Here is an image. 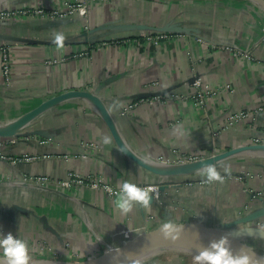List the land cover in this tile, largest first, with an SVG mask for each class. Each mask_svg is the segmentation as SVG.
<instances>
[{
    "label": "crops",
    "instance_id": "0c3cea01",
    "mask_svg": "<svg viewBox=\"0 0 264 264\" xmlns=\"http://www.w3.org/2000/svg\"><path fill=\"white\" fill-rule=\"evenodd\" d=\"M67 3L80 6L76 14L0 22V47L9 59L8 83L0 72V125L59 94L89 92L102 101L126 147L156 172L122 154L87 100L61 102L30 122L25 138H0V233L26 240L32 258L85 261L168 219L222 228L264 210V199L251 197L264 193V154L223 161L231 167L222 184L161 169L183 165L176 154L208 158L253 140L264 143V7L252 0H11L5 7L47 12ZM55 32L66 36L62 48L52 42ZM155 33L172 37L157 45L143 37ZM194 79L215 91L201 105L190 99ZM155 94V101H139ZM238 112L247 117L227 126ZM23 156L31 160L8 161ZM69 174L114 188L128 180L159 196L124 215L114 205L117 195L30 182ZM255 223L264 230V216ZM242 243L264 252V238L246 236ZM172 256L141 264H188Z\"/></svg>",
    "mask_w": 264,
    "mask_h": 264
},
{
    "label": "clouds",
    "instance_id": "9594fccd",
    "mask_svg": "<svg viewBox=\"0 0 264 264\" xmlns=\"http://www.w3.org/2000/svg\"><path fill=\"white\" fill-rule=\"evenodd\" d=\"M66 36L63 32L53 33V43L58 48L64 46ZM114 107L120 106V102H114ZM105 144L111 143L110 137H104ZM121 152L127 151L125 148ZM218 166L229 172L231 165L223 162L217 164H203L198 169V174L205 178V182L212 184L214 182L224 183L225 177L218 170ZM119 190L116 193L117 199L114 201L115 207L121 214L127 215L137 206L150 207L151 201L159 196L158 190L151 187H140L128 180L120 181ZM249 235H253L252 229H246ZM159 235L164 241L175 243L183 238L186 231L185 226L177 224L171 219L166 220L160 225ZM259 232V230H258ZM264 235V232H259ZM197 243L194 245L195 254L193 255V264H264V257L257 256L250 248L241 245L238 249H233L232 238L230 234L225 233L218 239L211 240L207 245L200 241L199 232H195ZM0 264H32L28 242L17 238L11 232L6 235L0 233ZM112 264H135V254L124 253L122 250L114 252L112 255Z\"/></svg>",
    "mask_w": 264,
    "mask_h": 264
},
{
    "label": "water",
    "instance_id": "95a60500",
    "mask_svg": "<svg viewBox=\"0 0 264 264\" xmlns=\"http://www.w3.org/2000/svg\"><path fill=\"white\" fill-rule=\"evenodd\" d=\"M166 1H179V0H166ZM252 1L257 2L262 7H264L263 0H252ZM72 99L87 100L95 108V110L98 112V114L102 118L103 122L107 126L118 149L120 150L121 148H125L127 150V151L122 152V154H124L126 157H128L133 162H135L141 168L147 171H150V172H156V169L153 166H151L145 160H142L141 158H139L137 155L132 153L126 147V145L123 143L122 139L120 138L119 134L117 133L113 118L106 110L102 101L99 100L94 94L85 92V91L71 90V91L59 94L50 99H47L46 101H44L43 103L39 104L37 107L32 109L29 113H27L23 117H20L19 119L21 120L20 125L16 130H14L13 132H9V133L0 131V138H13V137L14 138H19V137L25 138L26 135L28 134H25L21 131H23V129L30 122H32L33 119L38 118L39 116L43 115L48 109L54 107L55 105L61 102L67 101V100H72ZM243 152H253V153L264 154V145H247V146L231 149L226 152L216 154L214 156L208 157L206 159H203L201 161H198L192 164H183V165L175 166V167L170 166L171 168H169V170L167 171L183 173V174L198 173V169H200L203 164H217V162L226 161L230 159L231 157H234ZM221 174L224 177L227 175L223 172H221ZM169 183H173V182H169ZM15 208H18V207H14L13 210H15ZM263 216H264V210H260V211L257 210L251 214L242 216L241 218H239L238 220H235L234 222L225 224L222 228L209 227V226L203 225L198 222H186V223H179V224H182L185 226L186 231L183 236H194L195 237V232L198 231L200 235L199 242H202L205 245H207L211 240L218 239L221 235L228 233L230 234L232 238V245H233V249L235 250V249H238L241 245H244L242 243V238L246 236H256V237L264 238V235L259 234V232H264V230L251 225L252 221L258 220L259 218ZM158 229L159 228L151 230L150 232L144 233L136 237L134 240L128 242L122 247L114 248V249H110L106 251L111 254V258L107 264H112V255L114 252H118L122 250L124 253H133L135 254V261H136L137 259L141 258L143 255L147 254L148 252L152 250H156L158 247L164 245L168 241H164L160 237ZM246 229H252L254 234L249 235ZM246 247L250 248L255 253L254 248L249 247V246H246ZM106 252H104L103 254H105ZM103 254L94 258V260L100 259L103 256ZM259 257H262V256H259ZM62 262L63 261H60V263ZM53 263H58V262H53ZM69 263H74V262H69Z\"/></svg>",
    "mask_w": 264,
    "mask_h": 264
},
{
    "label": "built area",
    "instance_id": "2783aa9c",
    "mask_svg": "<svg viewBox=\"0 0 264 264\" xmlns=\"http://www.w3.org/2000/svg\"><path fill=\"white\" fill-rule=\"evenodd\" d=\"M79 5L75 4H70L67 3L65 4L62 9H57V10H51L45 12L44 10L40 9H25V8H2L0 9V22H10V21H16L20 18L30 16L32 14L34 15H39L43 18L46 19H62L71 15L76 14V12L79 10ZM144 39L150 43V44H155L157 45L159 42L162 40H168L172 35L170 34H165V33H155V34H150L143 36ZM244 57H248L247 55H244ZM55 63V61H53ZM0 72L1 76L3 77V80L5 83L9 82V59L7 56V53L5 52V49L3 47H0ZM193 86L197 90L196 93L192 96H190V99H193L195 102L198 104H203L205 99L207 97L215 95V91L212 90V88L207 85L203 84L200 80L194 79L193 80ZM161 93V92H160ZM160 96H153L150 98H145L144 100H139V101H147V102H152L155 101L159 98ZM135 105L129 104L126 107L122 108L120 115L125 116L127 113H129L130 109ZM247 117V114L245 112H238L236 114H232L228 118L227 126H232L235 124L237 121L242 120ZM251 145H264L260 144L258 140H253V143ZM175 157V163L176 164H192L198 161H201L206 158L199 157L197 155H185V154H176L174 155ZM0 159L3 160L5 159L4 156L0 155ZM8 159V158H7ZM29 161L31 158L23 156L20 158H9L8 161L10 162H19V161ZM167 164V163H166ZM30 182L33 184L37 185H54L56 187H61L68 189L72 186H77V187H89L92 189H97L109 196H115L116 193L118 192L119 188H114L111 185L107 184L105 181H102L101 179H85V178H74L72 175H68L67 179L61 180V181H54L51 180L50 178L46 176H40V177H34L30 178ZM251 197L254 200L258 199H264V193L262 192H256V193H251ZM259 223H255L253 226L260 228Z\"/></svg>",
    "mask_w": 264,
    "mask_h": 264
},
{
    "label": "bare ground",
    "instance_id": "6f19581e",
    "mask_svg": "<svg viewBox=\"0 0 264 264\" xmlns=\"http://www.w3.org/2000/svg\"><path fill=\"white\" fill-rule=\"evenodd\" d=\"M75 103H77V102H75ZM19 119L20 118H17L15 120H11L5 124L0 125V131L1 132L4 131L7 133L13 132L20 125L21 120H19ZM169 168H171V167H164V165H163V167H161V169H163V170H169ZM196 243H197V240L194 236H183V238L181 240H179L175 243L166 242L164 245L158 247L156 250H152V251L148 252L147 254L143 255L141 258L137 259L135 261V264L139 263L140 261H142L145 258L152 257L157 252H160L161 254H164L167 256H171V255H175V254L187 255V256L192 257V260H193V255L195 254L194 245ZM110 258H111V254L109 252H106L105 254H103V257L101 260L98 259V261H92V262L82 261L80 263H69V262L53 263L49 260H41L40 259V260L33 261L32 264H107L108 261L110 260ZM88 261H90V260H88Z\"/></svg>",
    "mask_w": 264,
    "mask_h": 264
},
{
    "label": "rangeland",
    "instance_id": "374dc122",
    "mask_svg": "<svg viewBox=\"0 0 264 264\" xmlns=\"http://www.w3.org/2000/svg\"><path fill=\"white\" fill-rule=\"evenodd\" d=\"M9 1H11V0H0V9H2V8H7V7H5V5L9 2ZM46 101V100H45ZM44 102V101H43ZM43 102H41V103H43ZM40 103V104H41ZM31 110H27V111H24V112H18L17 113V116H15V117H12L11 118V120H15V119H17V118H20V117H23V115H25V114H27V113H29ZM9 118H2V120H8ZM35 119H37V118H35ZM35 119H33V120H35ZM11 120H8L7 122H9V121H11ZM32 120V121H33ZM7 122H2L3 124H5V123H7ZM21 132H23L24 133V129H23V131H21ZM220 172H224V169L223 168H219L218 169ZM255 248V247H254ZM258 249V248H257ZM1 251V250H0ZM255 253L257 254V255H259V256H262V257H264V252L261 250V249H258V250H256V248H255ZM163 257V258H165V259H167V258H170L169 256H167V255H164V254H161L160 252H157V253H155L152 257H149V258H145V259H143L142 261H140L139 263H137V264H141V263H143L144 261H147L148 259H150V258H157V257ZM173 256H180V258H183L184 259V261H186L188 264H193V260H192V257H190V256H187V255H182V254H178V255H173ZM172 256V257H173ZM103 257V256H102ZM102 257L99 259V260H101L102 259ZM94 258H92V259H89L90 261H88V260H85V261H87V262H92V261H98V260H93ZM36 260H40V259H36V258H32V262L33 261H36ZM41 260H46V259H44V258H42ZM49 261H53V262H60V261H63V262H74V263H80V262H82L81 260H79V261H67V260H59V259H57V258H55V259H49ZM62 262V263H63Z\"/></svg>",
    "mask_w": 264,
    "mask_h": 264
}]
</instances>
